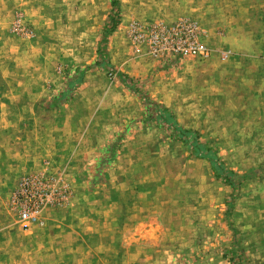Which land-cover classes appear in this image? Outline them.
Listing matches in <instances>:
<instances>
[{
    "label": "rangeland",
    "instance_id": "rangeland-1",
    "mask_svg": "<svg viewBox=\"0 0 264 264\" xmlns=\"http://www.w3.org/2000/svg\"><path fill=\"white\" fill-rule=\"evenodd\" d=\"M113 1L0 0V264H264V0ZM181 20L208 56L152 51Z\"/></svg>",
    "mask_w": 264,
    "mask_h": 264
},
{
    "label": "built area",
    "instance_id": "built-area-1",
    "mask_svg": "<svg viewBox=\"0 0 264 264\" xmlns=\"http://www.w3.org/2000/svg\"><path fill=\"white\" fill-rule=\"evenodd\" d=\"M148 32L151 49L155 54L170 52L175 56H180L184 53H189L193 56H208V50L199 42L201 29L193 21L181 20L170 27L148 26ZM30 187V183L22 184L20 191ZM23 210V219L29 221L37 219L34 212L27 209Z\"/></svg>",
    "mask_w": 264,
    "mask_h": 264
},
{
    "label": "trees",
    "instance_id": "trees-1",
    "mask_svg": "<svg viewBox=\"0 0 264 264\" xmlns=\"http://www.w3.org/2000/svg\"><path fill=\"white\" fill-rule=\"evenodd\" d=\"M113 5H117V0L113 1ZM115 28V25L111 26V30ZM120 81L127 87V89L131 90L133 93L140 96L142 99L146 111L149 117H154L161 125L169 128L176 137L180 140L187 142L191 147L195 150L196 154L203 158H209L211 162L217 167H219V171H223V166L218 163V160L210 154L203 146H197V140L195 139L193 134L190 131H186L181 128L173 118V115L170 114L162 105L151 100L147 95L143 94L139 90L133 87L132 79L122 73H117ZM219 165V166H218Z\"/></svg>",
    "mask_w": 264,
    "mask_h": 264
},
{
    "label": "crops",
    "instance_id": "crops-1",
    "mask_svg": "<svg viewBox=\"0 0 264 264\" xmlns=\"http://www.w3.org/2000/svg\"><path fill=\"white\" fill-rule=\"evenodd\" d=\"M260 10V8H259ZM260 15L263 12V16H257V26L256 29L252 28L249 32L245 30L241 31L240 34V50L251 51L253 54H250V62L255 65V69L251 70V73H255V76L262 78L260 81H255L256 86H260V89H257L256 95L261 98L264 96V10L259 11ZM249 35V43L245 44L242 42L243 36ZM259 97V99H261Z\"/></svg>",
    "mask_w": 264,
    "mask_h": 264
}]
</instances>
